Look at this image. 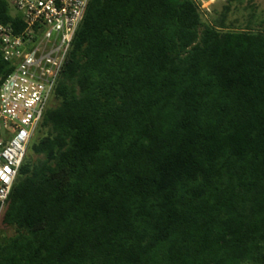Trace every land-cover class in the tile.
I'll return each instance as SVG.
<instances>
[{
    "label": "trees",
    "instance_id": "16d2710c",
    "mask_svg": "<svg viewBox=\"0 0 264 264\" xmlns=\"http://www.w3.org/2000/svg\"><path fill=\"white\" fill-rule=\"evenodd\" d=\"M224 13L88 1L9 195L0 264H264V21L235 29ZM11 70L0 53V78Z\"/></svg>",
    "mask_w": 264,
    "mask_h": 264
},
{
    "label": "built area",
    "instance_id": "2783aa9c",
    "mask_svg": "<svg viewBox=\"0 0 264 264\" xmlns=\"http://www.w3.org/2000/svg\"><path fill=\"white\" fill-rule=\"evenodd\" d=\"M89 0H8L20 17L0 23V222L28 148L82 23Z\"/></svg>",
    "mask_w": 264,
    "mask_h": 264
},
{
    "label": "rangeland",
    "instance_id": "374dc122",
    "mask_svg": "<svg viewBox=\"0 0 264 264\" xmlns=\"http://www.w3.org/2000/svg\"><path fill=\"white\" fill-rule=\"evenodd\" d=\"M199 5L200 10L204 14V19L207 22L215 24L217 20L221 17L220 15L224 13V6L227 4V1L224 0V3L220 0H195ZM227 13H224V22L227 25H231L235 29L244 28L247 22L250 20L252 22L251 28L258 29L257 25L260 22L264 21V0H242L237 3H231L229 5V10ZM10 12L15 13L13 7L10 5ZM253 14V18L250 19V15ZM50 107H55L57 105L56 100L50 99ZM31 159H35V155L29 156ZM2 234L6 237H11L14 235L13 230L11 229H2L0 227Z\"/></svg>",
    "mask_w": 264,
    "mask_h": 264
},
{
    "label": "crops",
    "instance_id": "0c3cea01",
    "mask_svg": "<svg viewBox=\"0 0 264 264\" xmlns=\"http://www.w3.org/2000/svg\"><path fill=\"white\" fill-rule=\"evenodd\" d=\"M220 1L224 3V0H220Z\"/></svg>",
    "mask_w": 264,
    "mask_h": 264
}]
</instances>
